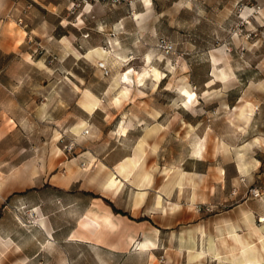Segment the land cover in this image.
Masks as SVG:
<instances>
[{
    "label": "rangeland",
    "instance_id": "1",
    "mask_svg": "<svg viewBox=\"0 0 264 264\" xmlns=\"http://www.w3.org/2000/svg\"><path fill=\"white\" fill-rule=\"evenodd\" d=\"M6 96L14 99L17 127L10 122L0 142V264H188L193 259L175 262L167 248L178 249V238L163 229L154 237L156 221L127 210L131 186L113 195L104 185L113 165L134 153L164 194L184 169L214 163L210 181L227 160L224 142L242 141L240 111L259 115L264 129V0H0V98ZM146 112L157 120L140 126ZM203 117L209 121L197 125ZM155 123L161 131L148 128ZM230 174L225 169L213 198L188 207L214 216L252 198L249 208L262 210L264 184L231 188ZM254 188L259 197L250 194ZM202 190L207 196L208 185ZM172 198L186 201L187 193ZM110 204L126 215L124 232L108 240L131 231L143 242V222L155 250H103L101 258L97 247L68 239L87 209L113 212ZM35 226L49 228L51 244ZM260 235L264 229L247 234L254 245ZM237 241L243 261L264 264V245Z\"/></svg>",
    "mask_w": 264,
    "mask_h": 264
},
{
    "label": "crops",
    "instance_id": "2",
    "mask_svg": "<svg viewBox=\"0 0 264 264\" xmlns=\"http://www.w3.org/2000/svg\"><path fill=\"white\" fill-rule=\"evenodd\" d=\"M12 49L13 48H11V51H14ZM211 79L212 76L210 80L207 81V84L210 85H205L207 88L211 87V84L214 82ZM183 94L187 97L190 96L187 92ZM13 105V98L8 96L0 98V142L12 132L13 128L9 127L10 122L17 127L9 109V107ZM239 116H242L243 119L235 128L237 131H240L239 134L242 141H237L235 145L223 141L228 147L227 160L220 167L221 172L217 175L218 177L210 181L208 177L211 173L214 175L217 174L214 163H210L203 170L184 169L181 171L180 175H177L175 179L176 184L170 186L168 188L169 192L164 194L160 192L155 185L157 179L155 177V172H145L143 161L139 154L134 153L130 156H126L112 167L113 171L110 172V174H113L119 183L117 188L111 191V193L117 195L124 184L131 186L134 189V193L127 206V210L131 211L133 216L143 215L145 213L149 215L150 219L155 220L157 227H154V237L163 229L168 231L170 237L178 238L180 244L178 249L174 250L171 247H167L170 249V255L175 256V262L179 257L193 259L190 261L188 260V264H205L206 260L210 258H212L213 261L227 258L230 264H253L254 262L249 263L242 260L240 254L241 245L238 243L237 239L245 245L254 246L256 250L259 249L261 245H264V235L259 236L260 240L257 239L256 245L252 243L254 242L253 237L247 236V234H250L252 231L256 233L259 232L260 234L264 229V221L258 223L259 218L264 217V208L256 212L250 209L249 206L254 203L251 200L252 198L240 199V202L233 208L219 212L214 216L201 215L188 207V204L193 205L195 202L203 203L213 198L215 189H223L226 182L225 169L232 171L227 181L231 188L234 186L239 187V185L241 186L244 183L252 184L260 182L264 184V176L259 174V168L264 164V129L258 122L259 115L251 112ZM137 119L141 122L140 126H142L147 119L157 120L153 118L149 112H146V115L140 116V118L138 117ZM205 119L206 117H203L198 120L197 125L204 123L206 120L209 121V119ZM216 119L217 118H213V121L215 122ZM226 121H228V119ZM230 125L232 124L230 123ZM191 126L193 127L195 125ZM161 127H163V125L160 123L150 124L148 126L150 129L155 128L159 129V131H161ZM123 129L125 128L122 127V131ZM202 149L201 147H196L194 153L196 155L202 154ZM126 159L132 160L134 162V167H127L125 168L126 171L124 169L120 174L118 173L119 166L123 164ZM223 173L224 177L221 176ZM160 177L166 180L170 178L167 174H161ZM242 177L245 179L244 182H240ZM188 179H191L190 184ZM194 183L196 185H194ZM205 185H208L207 196L202 190ZM234 189L237 190V188ZM183 193H187L186 201L183 199L176 201V199L172 198L174 194L181 196ZM151 194H155L152 207H147L146 204ZM232 195L233 192L229 189L228 196L232 197ZM164 199L166 203L163 202ZM262 201L264 202V200ZM146 222H148V220H146ZM124 223V217L122 215H116V213H113L108 207L87 209L84 212L82 220L79 222L78 228L68 235V239L71 241L79 240L90 243L92 246L97 247V249L101 250V258L103 257V250L105 252L109 250L121 251L131 246H134L136 250H140L137 247V240L131 231H125V234L117 241L110 242L108 240V233L114 234L124 232ZM140 224L144 237L148 240L150 234L147 229V224L143 222ZM35 227L43 231L45 235L43 241L47 240L46 243L51 244L52 233L49 228ZM130 232L132 233L131 236L126 235ZM74 235L77 237H73ZM2 241L3 237L0 234V242ZM41 241L37 240L39 248L44 246ZM150 241L155 246V239H151ZM6 242L11 245L14 244L11 237H9ZM143 242L139 243L141 244ZM150 249L155 250L154 247ZM151 254H153L155 258L153 251ZM259 255L261 258L262 255Z\"/></svg>",
    "mask_w": 264,
    "mask_h": 264
},
{
    "label": "bare ground",
    "instance_id": "3",
    "mask_svg": "<svg viewBox=\"0 0 264 264\" xmlns=\"http://www.w3.org/2000/svg\"><path fill=\"white\" fill-rule=\"evenodd\" d=\"M147 75L146 72H143V74L140 75V80H139V83H141L143 81V78H145ZM251 111V109H250ZM244 111H240L239 115H243ZM250 117V116H249ZM243 119V118H242ZM127 167H134V162L130 159H126V161L123 162V164H121L119 166V171L118 173L121 174V172L127 168ZM126 171V169H125ZM118 180L113 176V174L110 175V177L108 178V180L106 181L105 183V187L106 189H108L109 191H113L117 188V185H118ZM97 214V213H96ZM30 216V215H29ZM98 216V215H97ZM101 216V215H100ZM103 216V215H102ZM105 217V216H104ZM91 219V218H90ZM110 220V219H109ZM111 221V220H110ZM95 222V221H94ZM106 223V222H105ZM109 224V223H108ZM112 224V223H111ZM114 225V224H113ZM76 235H74L73 237H75ZM138 249L140 250H144V249H147V248H153L154 247V244L148 239H145L143 243H138L137 245Z\"/></svg>",
    "mask_w": 264,
    "mask_h": 264
},
{
    "label": "built area",
    "instance_id": "4",
    "mask_svg": "<svg viewBox=\"0 0 264 264\" xmlns=\"http://www.w3.org/2000/svg\"><path fill=\"white\" fill-rule=\"evenodd\" d=\"M263 175H264V167H263ZM244 180V178H242V181ZM250 194L253 196V197H259L260 196V190L258 188H254V189H251L250 190ZM264 221V217L262 218H259V222H262Z\"/></svg>",
    "mask_w": 264,
    "mask_h": 264
},
{
    "label": "trees",
    "instance_id": "5",
    "mask_svg": "<svg viewBox=\"0 0 264 264\" xmlns=\"http://www.w3.org/2000/svg\"><path fill=\"white\" fill-rule=\"evenodd\" d=\"M110 206H111L113 212L116 213V215H119V214L126 215V213L123 210L115 208L112 204H110Z\"/></svg>",
    "mask_w": 264,
    "mask_h": 264
}]
</instances>
